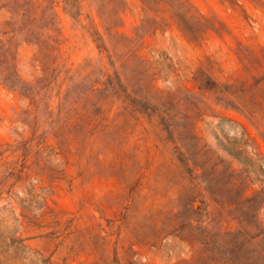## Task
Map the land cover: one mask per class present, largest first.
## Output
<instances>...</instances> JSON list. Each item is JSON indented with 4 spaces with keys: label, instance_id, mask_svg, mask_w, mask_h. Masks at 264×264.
I'll list each match as a JSON object with an SVG mask.
<instances>
[{
    "label": "rangeland",
    "instance_id": "obj_1",
    "mask_svg": "<svg viewBox=\"0 0 264 264\" xmlns=\"http://www.w3.org/2000/svg\"><path fill=\"white\" fill-rule=\"evenodd\" d=\"M0 264H264V0H0Z\"/></svg>",
    "mask_w": 264,
    "mask_h": 264
}]
</instances>
